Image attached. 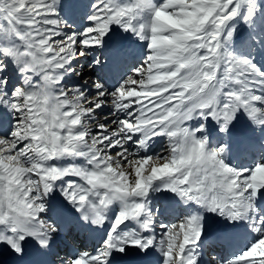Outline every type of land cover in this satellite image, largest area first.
Segmentation results:
<instances>
[{
    "label": "snow or ice",
    "instance_id": "1",
    "mask_svg": "<svg viewBox=\"0 0 264 264\" xmlns=\"http://www.w3.org/2000/svg\"><path fill=\"white\" fill-rule=\"evenodd\" d=\"M0 255L264 264V0H0Z\"/></svg>",
    "mask_w": 264,
    "mask_h": 264
},
{
    "label": "rangeland",
    "instance_id": "2",
    "mask_svg": "<svg viewBox=\"0 0 264 264\" xmlns=\"http://www.w3.org/2000/svg\"><path fill=\"white\" fill-rule=\"evenodd\" d=\"M135 49H136V47H135L134 45H129V47L127 48V52H130V51H132V50L134 51ZM95 55H96V56H99V57H101V58H109L108 55L106 54V51L103 50V49H97L96 52H95ZM134 56H135V54H134ZM82 62H83V61H82ZM133 64H134V63L129 64V65L127 64V65H126V69H127L128 67H129L128 69H130V66H132ZM106 70H107V69H106ZM106 70L104 69L105 74L108 75V72H107ZM92 78L95 79V78H96L95 75H93Z\"/></svg>",
    "mask_w": 264,
    "mask_h": 264
},
{
    "label": "bare ground",
    "instance_id": "3",
    "mask_svg": "<svg viewBox=\"0 0 264 264\" xmlns=\"http://www.w3.org/2000/svg\"><path fill=\"white\" fill-rule=\"evenodd\" d=\"M130 68H131V66H130ZM112 78H115V77L111 76L110 79H112ZM15 263H17V260L15 257L8 256V255H0V264H15Z\"/></svg>",
    "mask_w": 264,
    "mask_h": 264
}]
</instances>
